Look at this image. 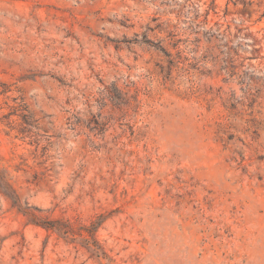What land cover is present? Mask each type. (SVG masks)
<instances>
[{
	"label": "rangeland",
	"instance_id": "rangeland-1",
	"mask_svg": "<svg viewBox=\"0 0 264 264\" xmlns=\"http://www.w3.org/2000/svg\"><path fill=\"white\" fill-rule=\"evenodd\" d=\"M0 172V264H264V0H0Z\"/></svg>",
	"mask_w": 264,
	"mask_h": 264
},
{
	"label": "trees",
	"instance_id": "trees-1",
	"mask_svg": "<svg viewBox=\"0 0 264 264\" xmlns=\"http://www.w3.org/2000/svg\"><path fill=\"white\" fill-rule=\"evenodd\" d=\"M3 176H2V174H1V172H0V187L1 188H4V186H2V183H3ZM3 185H5V187L7 188V191H10L11 192V194H9V195H11V196H9L8 194V197H10V199H12L13 201H17V198H15L16 196H15V193L11 190V187H10V185H9V183H4ZM42 225H45V224H42ZM43 227H47V228H49V227H52V229H57V228H55V226L52 224V225H49V226H43Z\"/></svg>",
	"mask_w": 264,
	"mask_h": 264
}]
</instances>
